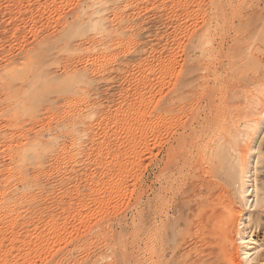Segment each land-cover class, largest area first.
Segmentation results:
<instances>
[{"label":"rangeland","instance_id":"374dc122","mask_svg":"<svg viewBox=\"0 0 264 264\" xmlns=\"http://www.w3.org/2000/svg\"><path fill=\"white\" fill-rule=\"evenodd\" d=\"M237 3L0 0V264H148L161 101L213 85Z\"/></svg>","mask_w":264,"mask_h":264},{"label":"bare ground","instance_id":"6f19581e","mask_svg":"<svg viewBox=\"0 0 264 264\" xmlns=\"http://www.w3.org/2000/svg\"><path fill=\"white\" fill-rule=\"evenodd\" d=\"M237 7L213 85L195 95L179 82L172 105L161 101L148 264H264V0Z\"/></svg>","mask_w":264,"mask_h":264}]
</instances>
